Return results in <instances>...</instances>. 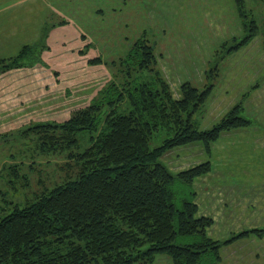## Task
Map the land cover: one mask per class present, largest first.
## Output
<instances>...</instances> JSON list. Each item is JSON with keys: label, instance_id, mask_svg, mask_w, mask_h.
<instances>
[{"label": "rangeland", "instance_id": "374dc122", "mask_svg": "<svg viewBox=\"0 0 264 264\" xmlns=\"http://www.w3.org/2000/svg\"><path fill=\"white\" fill-rule=\"evenodd\" d=\"M0 11V40H10L0 47V58L15 55L18 41L33 43L35 54L24 60V67L0 73L3 214L59 182V165L75 151L42 152L38 133L24 130L62 122L73 109L91 103L105 83L121 81V58L133 41L147 37L168 64L175 92L186 80L201 87L205 68L218 67L211 103L193 115L201 129H209L250 91L242 113L251 124L222 133L211 145L213 169L198 177L193 189L200 208L202 199L209 202L208 215L215 216L213 210L219 208L218 222L208 231L211 238L223 241L242 230L264 229V0H244L243 18L235 0H0ZM250 18L257 24L256 36L228 54L234 42L226 40H240L241 21ZM132 74L141 79L146 72ZM256 83L259 87L251 89ZM78 138L76 150L82 151L88 134ZM206 159L200 143L173 148L159 158L172 172ZM219 196L225 206L218 203ZM220 256L221 264H264V235L222 245ZM153 264L171 260L159 254Z\"/></svg>", "mask_w": 264, "mask_h": 264}, {"label": "trees", "instance_id": "16d2710c", "mask_svg": "<svg viewBox=\"0 0 264 264\" xmlns=\"http://www.w3.org/2000/svg\"><path fill=\"white\" fill-rule=\"evenodd\" d=\"M235 4L245 17L244 0ZM240 30V40H226L234 42L228 54L256 36L257 24L242 19ZM31 44L0 58V73L24 67V60L35 55ZM161 59L147 37L138 38L121 58V81L105 83L91 103L73 109L62 122L24 130L38 133L42 152L75 151L59 165L62 176L52 188L12 205L8 213L0 207V264H153L159 254L171 264H221L222 245L250 234L263 237L264 229L251 228L223 241L211 238L214 220L198 214L193 189L195 180L212 169L211 145L222 133L251 124L242 113L250 91L209 129H201L193 115L211 103L218 67L205 68L201 87L186 80L175 92ZM133 71L146 75L138 79ZM83 133L88 146L77 151ZM191 143L203 146L206 160L176 172L159 160Z\"/></svg>", "mask_w": 264, "mask_h": 264}, {"label": "crops", "instance_id": "0c3cea01", "mask_svg": "<svg viewBox=\"0 0 264 264\" xmlns=\"http://www.w3.org/2000/svg\"><path fill=\"white\" fill-rule=\"evenodd\" d=\"M1 11H4L5 12V9L4 10H1ZM0 11V12H1ZM3 30H7L6 28H3L2 29V31ZM1 31V30H0ZM2 37V39L0 40V47L1 46H4V45H9V42H10V40H7L5 37H3V36H1ZM22 42L20 41H18V44L16 45V46H18V48H19V46L21 47L22 46ZM242 61V65H245V63H246V60L245 59H242L241 60ZM206 63H209V61H207ZM160 65H161V67H162V70H163V73H164V76L167 78V80L172 84V85H175V79H173L170 75H169V72H170V69L168 68V64L167 63H164V62H160ZM237 76H239V74L237 73V74H235V75H233L232 77L234 78V77H237ZM212 169H213V161H212ZM212 169H211V171H212ZM247 188V187H246ZM218 200V203L219 204H221L222 206H225L226 204H224L223 203V198H220V196H219V198L217 199ZM201 208H199V211H198V214H203V215H208L207 214V205H208V201H207V199H202L201 201ZM219 208H216V206H215V208H214V210H213V213L215 214V216H211L212 218H213V220H214V223L215 222H218V217H217V210H218ZM209 216V215H208ZM213 223V224H214ZM163 260H165L166 258H162Z\"/></svg>", "mask_w": 264, "mask_h": 264}]
</instances>
